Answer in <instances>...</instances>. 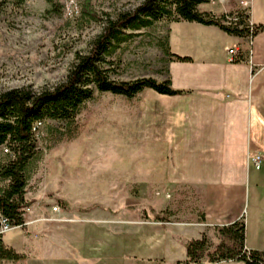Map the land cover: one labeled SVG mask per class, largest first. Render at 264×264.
<instances>
[{"label": "crops", "instance_id": "crops-1", "mask_svg": "<svg viewBox=\"0 0 264 264\" xmlns=\"http://www.w3.org/2000/svg\"><path fill=\"white\" fill-rule=\"evenodd\" d=\"M197 8L213 14L244 9L249 23L264 24V0H211ZM167 46L169 52L191 59L170 60L165 67L171 88L182 93L165 95L148 89L146 95L156 111L155 130L151 128L149 134L144 130L138 144L129 141L128 147L165 155L160 181L142 183L157 184L171 195L166 191L156 201L143 204L142 218L134 203L121 210L117 219L113 204L104 211H81L88 202L86 194L74 197L68 192L61 201L63 207L76 211L69 212L74 224L66 229L93 231L92 240L77 241L80 256L92 264H114L119 258L165 263L173 258L175 246H185L187 240L241 216L245 248L264 250V169L255 171L246 158L252 152H264V29L247 44L214 25L172 22ZM226 47L243 51V60L228 62ZM71 171L81 174L75 167ZM155 205L167 208L176 221L162 220L163 210L155 217ZM85 220L97 223H80ZM197 222L203 227L189 224Z\"/></svg>", "mask_w": 264, "mask_h": 264}, {"label": "rangeland", "instance_id": "rangeland-1", "mask_svg": "<svg viewBox=\"0 0 264 264\" xmlns=\"http://www.w3.org/2000/svg\"><path fill=\"white\" fill-rule=\"evenodd\" d=\"M84 1L53 0L58 11L50 10L46 0L0 3V92L15 87L39 91L63 81L73 61V53L89 50L91 41L101 31L104 17L131 11L142 0H88L89 9L101 18L99 21L81 14ZM171 23L156 21L122 44L115 53L118 79L152 77L160 80L165 77L161 42L167 38ZM148 91L145 88L126 98L94 90L76 115L69 136L56 121L46 120L40 124L35 132L39 156L29 169L24 188V198L30 201L29 211L23 215L24 222L35 221L1 233L4 244L21 258L15 262L0 261V264H92L80 256L77 241L92 240L93 231L66 229L74 222L43 220L55 203L61 208L60 216L64 217V214L65 218L73 219L68 214L76 209L70 211L59 203L68 192L74 197L86 194L88 202L81 211L94 208L104 211L106 206L113 204L114 211H118L115 212L117 219H120L121 210L134 203L142 218L145 215L143 204L156 201L166 191L171 195L168 190L163 193L157 184L143 185L144 181L147 184L160 181L166 164L165 155L134 152L128 147L129 141L138 144L137 137L144 130L147 134L151 128L155 130L156 111L146 95ZM3 156V147H0V158ZM73 167L80 169L81 174L74 175ZM263 169L264 163L257 172ZM185 196L190 195L185 193ZM194 196L191 194L190 197ZM248 203L250 211L252 202L248 200ZM243 208L245 212L246 200ZM162 210V220L176 221L174 214L162 205H155L154 216ZM80 223L97 222L85 220ZM205 236L210 243H215L214 229ZM172 241L169 236L168 243L172 244ZM184 250V245L175 246L173 258L165 263L127 262L119 258L114 264H171L184 257ZM219 264L243 263L233 260Z\"/></svg>", "mask_w": 264, "mask_h": 264}, {"label": "trees", "instance_id": "trees-1", "mask_svg": "<svg viewBox=\"0 0 264 264\" xmlns=\"http://www.w3.org/2000/svg\"><path fill=\"white\" fill-rule=\"evenodd\" d=\"M50 10L58 11L53 0H46ZM211 0H142L131 11H120L105 16L101 31L93 38L87 52L73 53V61L63 81L50 88L33 91L29 87H15L0 92V147L6 149L0 158V216L11 225L23 227V212L30 205L24 198V188L29 169L39 156L35 132L36 122L53 120L71 135L72 125L81 106L92 97L94 90L109 92L126 98L133 97L147 88L159 94L175 95L181 90L171 88L165 68V77H139L121 80L116 77V56L122 44L140 34L141 29L154 22L193 21L214 25L228 35L247 41L264 29V24L249 23L244 9L236 8L219 14L198 10L197 6ZM6 0H0L5 3ZM21 2V0H19ZM82 15L92 21L101 18L89 9L84 1ZM164 43V45H163ZM164 63L170 60L190 61L188 56L169 52L167 38L161 42ZM247 52V51H246ZM244 52H237V60H243ZM62 206L63 203L59 202ZM243 216L226 225L214 226L215 243H210L204 233L186 241L184 258L173 264H207L219 261L239 260L243 264H264V250L247 249L244 246ZM21 258L13 248L4 244L0 233V261L15 262Z\"/></svg>", "mask_w": 264, "mask_h": 264}, {"label": "built area", "instance_id": "built-area-1", "mask_svg": "<svg viewBox=\"0 0 264 264\" xmlns=\"http://www.w3.org/2000/svg\"><path fill=\"white\" fill-rule=\"evenodd\" d=\"M250 39H251V37L247 39V41H246L247 44H249ZM237 52H238V50L235 49L234 47H226L225 48L226 59L228 60V62H234L235 61V59L237 57ZM40 124H41L40 122L34 123V125L32 126V131L36 132L37 129L39 128ZM6 151H7L6 149H3V152H6ZM246 158H247L248 163L251 165V167L257 171V170H260L261 165L264 163V152H257V151L252 152V153L248 154L246 156ZM27 211H29L28 207H26L24 209L23 215ZM60 213H61V208L58 206V204L57 203L52 204L47 211V216H45L43 218V220H46L49 222H58V221L73 222L74 221L73 219H69V218H65V217L60 216ZM33 221H35V220L23 222V225H28ZM184 224H188V223H184ZM189 224L200 225V226L204 225V223H201V222L189 223ZM19 227L20 226H18V225L17 226L11 225L7 219L0 216V233H4L11 228H19ZM211 264H213V263H211Z\"/></svg>", "mask_w": 264, "mask_h": 264}]
</instances>
